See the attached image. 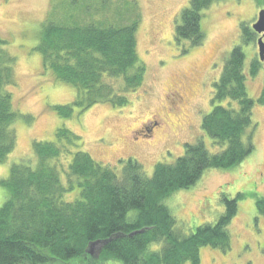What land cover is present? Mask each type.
<instances>
[{
	"label": "trees",
	"instance_id": "16d2710c",
	"mask_svg": "<svg viewBox=\"0 0 264 264\" xmlns=\"http://www.w3.org/2000/svg\"><path fill=\"white\" fill-rule=\"evenodd\" d=\"M97 1L101 7L108 2ZM125 2L133 13L115 9L114 14L125 15L127 23L101 21L92 12L98 7L91 4L70 10L63 24L42 28L36 49L44 68L77 91L72 103L54 106L59 116L71 118L75 108L84 112L96 104L126 106L129 93L143 83L147 69L139 57L137 6L131 0H117L114 6ZM217 2H188L176 24L177 45L203 42L202 20ZM84 12L89 20L81 18ZM240 33V44L213 83L212 111L202 118L201 129L214 149L203 137L186 143L182 156L171 164L156 163L149 177L133 158L120 160V172L96 161L83 151L80 136L65 126L57 129L54 141H34V158L14 164L0 181L6 188L0 207V264H201L202 247L229 250V224L238 215L241 193L223 197L226 207L218 220L198 225L185 237L164 200L194 186L207 170L236 167L256 151V103L247 81L262 65L259 58L245 64L244 45L253 42L255 32L242 23ZM8 42L0 33V164L17 146L16 123L34 121L15 107L16 58L7 50ZM258 102L264 104V88ZM255 203L264 217V197ZM95 242L100 248L91 254L88 248Z\"/></svg>",
	"mask_w": 264,
	"mask_h": 264
},
{
	"label": "rangeland",
	"instance_id": "374dc122",
	"mask_svg": "<svg viewBox=\"0 0 264 264\" xmlns=\"http://www.w3.org/2000/svg\"><path fill=\"white\" fill-rule=\"evenodd\" d=\"M116 1L108 0L103 10L97 0H0V33L16 58L15 107L34 117L32 124L25 120L16 123L17 146L0 164V181L9 176L14 164L34 158V141H54L57 129L64 126L80 136L83 151L96 161L120 172V160L133 158L149 177L156 163L171 164L182 156L186 143L203 137L215 148L201 129L203 116L212 111L213 83L232 48L240 44L242 23L253 30L264 0H219L210 5L201 23L205 38L195 47L187 42L177 45L174 36L179 13L190 0H131L137 6L133 16L138 20L139 57L147 69L143 83L129 93L126 106L96 104L84 112L75 108L71 118H63L54 106L72 103L77 91L44 68L42 54L36 49L42 28L63 24L70 10H83L91 4L98 7L92 8L94 14L99 13L96 18L105 23L130 22L125 15L133 13V6L125 2L117 8ZM115 9L125 15L114 14ZM81 18L90 19L86 13ZM254 34L244 51L247 66L254 58L262 65L258 75L247 81L248 93L256 103V151L236 167L207 170L194 186L175 190L164 200L185 237L198 225L218 220L226 207L223 197L242 194L238 215L229 224L230 249L202 247L201 264H264V217L258 215L255 203L264 197V104L258 102L264 88V60L258 53L261 35ZM180 87L187 89L181 104L172 95ZM150 122L155 123L151 133L141 132ZM5 192L0 184V207Z\"/></svg>",
	"mask_w": 264,
	"mask_h": 264
},
{
	"label": "water",
	"instance_id": "95a60500",
	"mask_svg": "<svg viewBox=\"0 0 264 264\" xmlns=\"http://www.w3.org/2000/svg\"><path fill=\"white\" fill-rule=\"evenodd\" d=\"M253 30L260 34L261 36L258 39V53L260 54V59L264 60V8L258 14V18L255 23H253ZM100 244L99 242H95L94 245ZM93 245V246H94ZM92 248L88 250L89 253H92Z\"/></svg>",
	"mask_w": 264,
	"mask_h": 264
},
{
	"label": "flooded vegetation",
	"instance_id": "af4514ba",
	"mask_svg": "<svg viewBox=\"0 0 264 264\" xmlns=\"http://www.w3.org/2000/svg\"><path fill=\"white\" fill-rule=\"evenodd\" d=\"M177 89L178 90L172 92V95L176 98L177 102L181 104L185 100L184 97L186 95L187 89H184V87H182V88L180 87V88H177ZM154 124L155 123L150 122V125L149 124L144 125L143 128L140 129V131L145 133V134H150L151 131L153 130V125Z\"/></svg>",
	"mask_w": 264,
	"mask_h": 264
},
{
	"label": "bare ground",
	"instance_id": "6f19581e",
	"mask_svg": "<svg viewBox=\"0 0 264 264\" xmlns=\"http://www.w3.org/2000/svg\"><path fill=\"white\" fill-rule=\"evenodd\" d=\"M94 243H91V245H90V247L88 248V250H90L91 248H92V253L91 254H96V253H98V251H99V248H100V244H98V245H94Z\"/></svg>",
	"mask_w": 264,
	"mask_h": 264
}]
</instances>
